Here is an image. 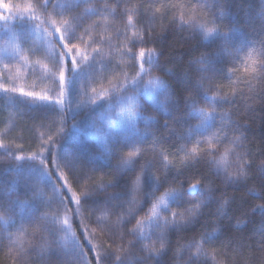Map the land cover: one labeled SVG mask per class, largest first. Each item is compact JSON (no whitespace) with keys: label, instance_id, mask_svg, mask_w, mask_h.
<instances>
[{"label":"snow or ice","instance_id":"6c2138e0","mask_svg":"<svg viewBox=\"0 0 264 264\" xmlns=\"http://www.w3.org/2000/svg\"><path fill=\"white\" fill-rule=\"evenodd\" d=\"M112 3V7L105 2L97 8L89 6L91 0H64V2L35 0V3H29L24 9L27 15L21 16L12 26L17 29L10 37L12 51L5 49L4 57L27 62L28 55H25V52L33 56L41 52V47L35 44V40L39 39L42 45L49 46L46 59L52 67L49 68L48 64H44L43 69L45 75L55 85L54 89L46 90L45 94L24 92L20 89L21 96L30 97L29 103L32 105L57 109L62 124L66 101L71 103L69 98L77 93V85L83 83L84 86L79 93L81 99L77 100V106L84 103L83 98H87V103L104 109L91 124L95 139L99 141L109 158L116 156L117 176L121 173L125 176L132 173L131 179L121 190L111 194L106 192V188L117 187V184L112 181L107 185L98 184L91 177L83 183L78 182L76 187H73L69 182V175L79 159L78 153L61 154L57 149L56 137L62 134V127L57 129L55 134L46 135L41 132L40 151L29 156L13 153L14 160L17 161L13 168L16 173L13 182L18 187L7 190L0 188V224L16 228L14 233L8 234V240L10 251L15 250L18 257L35 253L42 264H66L65 257L71 255V264H107L109 257L105 252L104 243L106 240H111L108 247L115 245V250L111 253L113 257L111 264H131L127 257L135 245L133 241H129L127 247L124 245L126 235L133 236L137 241L146 242L142 251L147 252L150 257L159 255L165 250L169 229H178L190 223L194 217L202 214V209L210 202L219 204L218 211L229 204V199H224L223 194L219 199L216 197L213 181L207 176H201L194 182L175 178L170 181L166 174L172 168L169 157H174L176 154L160 146V141L154 133L146 131L143 135H139L136 132V124L139 120H143L148 127L159 124L155 117L144 116L145 104L163 109L165 116L168 117L161 125L165 128L169 126L170 120L175 119L168 101L172 102V106L177 111L180 110L178 101L173 100L174 93L170 92V85L153 72V69L159 65V55L163 53H157L156 49L144 46L150 40H154V29L151 26L146 30L136 28L134 22V14L140 8L151 12L154 19L158 14L163 16L169 5L163 3V0H149L146 5H131L129 0V4L121 13L122 17H126L124 30L115 29L117 39L123 36V43L118 46L111 44L110 35H101L98 41L94 40L92 31L98 26L95 21L78 34L82 17L73 14L75 9L84 5L85 16L99 15L104 31L109 32L110 19L115 18L120 0H112ZM5 7L7 8V5ZM171 7L182 6L171 5ZM206 7V4L193 7L192 15L188 19H185L182 13L181 23L198 29L204 39H220L225 46L222 52L231 55L227 46L232 40V30L220 31L215 19L201 20L199 14ZM40 16H43V19H40ZM0 20L7 23L9 17L0 14ZM129 28L136 29L132 37L127 35L126 30ZM85 36L88 37L87 41L84 39ZM53 39L58 49L52 45ZM30 41L32 42L30 46L25 48L24 45L29 44ZM105 42L108 43V53L102 50ZM82 44L88 47L92 44L97 46L92 47V54L89 55L81 47ZM113 51L120 55L122 63L125 62V57L128 58L127 63L136 68L135 75L129 77L128 73L121 69L114 79L109 81L111 92L108 89L97 92L96 88L90 87V82L96 79V73L106 67L105 61L110 63ZM35 63L40 64L41 61L37 60ZM198 63L205 65L199 69L203 73L216 70L214 66H206L210 61L204 55L200 57ZM7 67L6 64L5 68ZM257 67L264 72V62L251 69L254 76ZM244 71L248 72L249 69L246 67ZM202 79L211 82L210 76H204ZM4 91L15 93L17 89L5 88ZM89 91L93 95H90ZM161 96L165 98L164 101H161ZM218 97L219 93L213 96L207 108L199 107L194 99L185 101L188 111L183 115L189 120L196 119L199 122L190 126L187 133L181 137L184 143L179 146L177 152L183 154L181 160L185 166L204 160L210 169H215V175L221 183H237L247 180L251 162L245 158L246 153L239 150L242 148L239 136L228 140V147L220 151L219 145L223 140L228 139V132L233 129L223 123L229 119L227 114L220 117L222 123L216 127ZM12 99L15 103L19 97ZM105 124L108 130L103 132ZM121 129H126L131 135L122 134ZM150 137L153 156L158 158L161 164V168L155 171L152 162L140 164L145 152L142 145L148 143ZM5 147L7 145L0 139V148ZM18 147L22 148V146ZM260 168L264 172V161L261 162ZM161 169L162 174L157 175V171ZM89 181L96 187H90ZM261 187L264 190V177H261ZM46 189H50L51 195H47ZM249 191L258 199L264 200V196L255 193L254 190ZM97 194H104L102 205L96 198ZM185 195L193 197L199 195L201 199L184 201ZM54 198L55 207L52 206ZM37 201L44 204L47 210L40 211L38 207L34 208L33 205ZM17 207L20 209L18 213L15 212ZM181 208L183 210H180ZM26 209L27 213H25ZM256 209L264 213V203L255 205L254 210ZM85 211H87L86 216L83 215ZM92 216L96 217L99 235L84 223ZM110 216L115 217V220L110 224L105 223ZM77 219L80 220V234L89 245L87 249L73 231V223ZM129 224L132 225L130 228ZM117 232L119 236L114 238ZM154 236L155 240H153ZM214 239V235L205 234L199 240H193L189 247L194 248L195 251L191 253L190 259L205 255V246L212 244ZM93 240L100 242L93 243ZM256 243L259 249L264 251V240ZM157 244L159 247L156 246ZM88 253L92 255L89 256Z\"/></svg>","mask_w":264,"mask_h":264},{"label":"trees","instance_id":"16d2710c","mask_svg":"<svg viewBox=\"0 0 264 264\" xmlns=\"http://www.w3.org/2000/svg\"><path fill=\"white\" fill-rule=\"evenodd\" d=\"M105 2L110 7L113 6L112 0H91L89 6L99 8ZM148 2L149 0H130L131 5H146ZM29 3H35V0H12L2 6L0 14L8 16L9 20L7 23L0 20V34L12 36L13 32L17 31L12 27L21 17L16 8L18 5L20 8L24 5L28 7ZM163 3L169 5L163 16L158 14L153 19L151 12L140 8L134 14V22L136 28L146 30L151 26L154 29V40H150L144 46L156 49L157 53H163L159 55V65L153 69V72L170 85L169 90L174 93L173 100L178 101L180 110L177 111L172 106V102L168 101L175 119L170 120L169 126L165 128L161 125L168 117L165 116L163 109L145 104L144 116L155 117L159 124L148 127L143 120H139L136 124V132L139 135H143L146 131L154 133L160 141V146L176 154L174 157H169L172 168L166 174L170 181L175 178L180 181L194 182L201 176H207L213 181L216 197L219 199L223 194L224 199H229V204L218 211L219 204L210 202L202 209V214L194 217L190 223L178 229H169L165 250L159 255L150 257L147 252L142 251L143 244L146 242L137 241L133 236L126 235L124 245L127 247L129 241H133L135 245L127 258L131 264H264V251H261L256 243L264 240V213L259 209L254 210L255 205L264 203V200L258 199L249 191L254 190L255 193L264 196V190L261 187V177H264V172L260 168L261 162L264 161V72L257 67L254 76L251 71L254 66L264 62V0H163ZM127 4L129 0H120V7L116 10L115 18L110 19L109 32L104 31L99 15L85 16L84 5L75 9L73 14L82 17L78 34H81L84 28H88L95 21L98 26L92 31L94 40L98 41L101 35H110L112 45L122 44L123 36L117 39L115 29L124 30L126 17H122L121 13ZM199 4L207 5L199 14L201 20L215 19L220 31L232 30V40L227 46L231 55L222 52L225 46L220 39H204L198 29L181 23L180 15L183 13L184 18L188 19L192 15V8ZM171 5L182 7H171ZM40 19H43V16H40ZM126 31L127 35L132 37L136 29L129 28ZM84 39L87 41L88 37L85 36ZM31 43L30 41L24 47L28 48ZM35 44L41 47V52L34 56L27 52L25 54L28 55L29 65H32V72L44 76L43 65L48 64L49 68L52 67L46 59L50 49L48 45H42L39 39L35 40ZM52 45L58 49L54 39ZM96 46V44H92L91 47L81 45L89 55L92 54V47ZM102 50L104 53L109 52L107 42L102 46ZM133 50L136 51V49ZM202 55L210 61V64L206 66H214L215 72L199 71L202 66H205L198 63ZM39 59H41V65L35 67L34 63ZM127 60L128 58L125 57V62L122 63L120 55L113 51L110 63L105 61L106 67L103 71L95 74L96 80L92 81L95 85L93 87L99 92L102 89H108L111 92L109 81H112L121 69L126 71L129 77L134 76L136 68L127 63ZM246 67L249 69L248 72L244 71ZM204 76H210L211 82L202 79ZM49 82L51 85L48 88L54 89L55 85L51 80ZM40 85H36L34 93L42 92ZM205 90H207V95H205ZM217 93L219 97L216 106V127L222 123L220 117L227 114L229 119L223 123L233 129L228 132V139L223 140L219 145L220 151L228 147V140L239 136L242 144L239 150L245 152V158L251 162L247 180L237 183H221L215 175V169H210L204 160L191 166H185L181 160L183 154L177 152L179 146L184 143L181 137L187 133L190 126L199 122L196 119L189 120L183 115L188 111L185 101L194 99L199 107L207 108L211 104L212 97ZM69 99L71 100V97ZM160 99L164 101L165 98L161 96ZM0 101V139L7 145L5 148H0V188L7 190L18 187L13 182L16 176L13 168L17 163L13 153L29 156L40 151V133L55 134L60 127L63 128V132L56 137L57 149L61 154L76 152L79 156L73 172L69 175V182L73 187H76L78 182L83 183L91 177L98 184L107 185L109 181L117 184V187L106 188V192L111 194L120 191L131 179L132 173H128L127 176L123 173L116 175V156L109 158L99 141L92 136L91 131H94L91 130L92 121L96 120L104 109L85 102L76 111L72 110V104L66 101V111L61 124V116L57 109L32 105L20 99L17 103L7 107L6 99L1 98ZM11 119L10 129L6 128ZM104 127L103 132H106L107 125L105 124ZM121 132L124 135H131L126 129H121ZM142 147L145 152L140 159V164L152 162L154 171L161 168L159 159L153 156L151 137ZM162 172V169L157 171V175H161ZM89 184L90 187H96L91 184V181ZM46 193L51 195L50 189H46ZM96 198L102 205L104 194H97ZM199 199H201L199 195L183 197L184 201ZM52 206H56L55 198ZM33 207H38L40 211L47 210L45 205L39 201L35 202ZM15 212H20V209L15 208ZM83 215L86 216L87 211ZM114 220L115 217L110 216L105 223L110 224ZM84 223L99 235L95 216H92L90 220H85ZM131 226V224L128 225L129 228ZM15 231L16 228L11 225L0 224V264H42L35 253L20 258L16 257L15 250L10 251L8 234ZM73 231L87 249L89 245L80 234L79 219L74 221ZM205 234L214 235V241L205 246V255L190 259L195 249L190 248L189 245L193 240H199ZM118 236L119 232L114 238ZM99 242L93 240V243ZM119 242L117 239V243ZM109 244L111 240H106L104 243L105 252L109 257L107 264H111L113 259L111 253L115 250V245L110 248ZM242 244L243 247H241ZM156 246L159 247L158 244ZM71 260V255L65 257L66 264H71Z\"/></svg>","mask_w":264,"mask_h":264},{"label":"rangeland","instance_id":"374dc122","mask_svg":"<svg viewBox=\"0 0 264 264\" xmlns=\"http://www.w3.org/2000/svg\"><path fill=\"white\" fill-rule=\"evenodd\" d=\"M9 1L12 0H0V9L2 8V6L5 3H8ZM15 1V0H13ZM27 8V6H23V7H19V5L17 6L16 10L17 13L20 16H25L27 15V13L24 12V9ZM16 13V14H17ZM38 15V13H37ZM10 37L11 36H7V35H2L0 34V99H6V103H8L7 107L10 106V104H15L18 102V100L13 103V99L12 97H19L20 100L25 101L27 103H29V101L31 100L30 97H25V96H21L20 94V89H23L24 92H34L36 89V85H40V88L42 89V92H37V94H45L46 90L51 89L50 87L48 88V86L51 85V82H49L48 77H45V75H39L36 73L32 72V65H29V62H23V61H17V60H9L7 58L4 57L3 53L4 50L7 49L9 52L12 51V47L13 45L10 43ZM26 53V52H25ZM24 53V54H25ZM26 55V54H25ZM41 60V59H39ZM8 65L7 68H5V65ZM41 65L40 64H36L34 63V66H38ZM44 71V69H43ZM96 80V79H95ZM93 80V81H95ZM42 82V83H41ZM83 83L82 84H78L77 85V93L73 94L71 96V104L72 110H78L80 107H82L83 104H85V102H87V98H83L84 103L80 104V106H77V100L81 99L79 93L83 87ZM95 86L92 82H90V87ZM15 87L17 89V91L15 93L12 92H8L5 93L4 89H11ZM99 92V91H97ZM90 95H93L90 91H89ZM1 102V101H0ZM12 119L10 121V123L6 126V128L10 129V126L12 125ZM105 128V127H104ZM103 128L102 131H105ZM92 130V128H91ZM92 136L95 138V133L94 131H91ZM28 211V210H27ZM28 255L25 256H20V258H25ZM18 257V256H16Z\"/></svg>","mask_w":264,"mask_h":264}]
</instances>
